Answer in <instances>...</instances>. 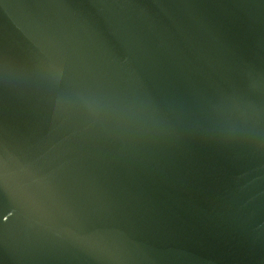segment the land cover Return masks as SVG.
<instances>
[{"label":"water","instance_id":"95a60500","mask_svg":"<svg viewBox=\"0 0 264 264\" xmlns=\"http://www.w3.org/2000/svg\"><path fill=\"white\" fill-rule=\"evenodd\" d=\"M0 264H264V0H0Z\"/></svg>","mask_w":264,"mask_h":264}]
</instances>
